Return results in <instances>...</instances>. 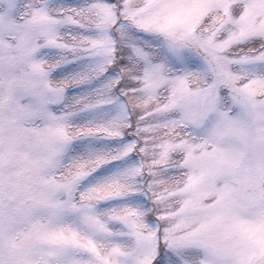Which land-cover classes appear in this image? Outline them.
<instances>
[{
  "label": "snow or ice",
  "instance_id": "snow-or-ice-1",
  "mask_svg": "<svg viewBox=\"0 0 264 264\" xmlns=\"http://www.w3.org/2000/svg\"><path fill=\"white\" fill-rule=\"evenodd\" d=\"M0 264H264V0H0Z\"/></svg>",
  "mask_w": 264,
  "mask_h": 264
}]
</instances>
